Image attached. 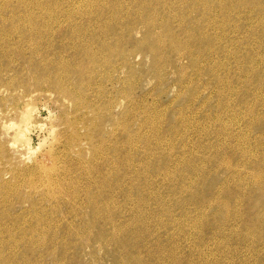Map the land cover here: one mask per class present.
<instances>
[{"label":"rangeland","instance_id":"rangeland-1","mask_svg":"<svg viewBox=\"0 0 264 264\" xmlns=\"http://www.w3.org/2000/svg\"><path fill=\"white\" fill-rule=\"evenodd\" d=\"M116 1L0 0V264H264V0Z\"/></svg>","mask_w":264,"mask_h":264},{"label":"bare ground","instance_id":"bare-ground-1","mask_svg":"<svg viewBox=\"0 0 264 264\" xmlns=\"http://www.w3.org/2000/svg\"><path fill=\"white\" fill-rule=\"evenodd\" d=\"M6 1V0H5ZM23 1V0H22ZM74 1V0H73ZM85 1V0H84ZM97 1V0H96ZM103 1V0H102ZM118 1V0H117ZM116 1V2H117ZM200 1V0H199ZM91 2V1H90ZM121 2V1H120ZM125 2V1H124ZM167 2V1H166ZM200 2H202V1H200ZM5 3V2H4ZM7 3V2H6ZM81 3V2H80ZM79 3V4H80ZM111 3V2H110ZM146 3V2H145ZM205 3V2H204ZM208 3V2H207ZM74 4V3H73ZM85 4V3H84ZM87 4V3H86ZM120 4V3H119ZM123 4V3H122ZM142 4V3H141ZM140 4V5H141ZM37 5H39V4H37ZM49 5V4H48ZM47 5V6H48ZM53 5V4H52ZM71 5V4H70ZM118 5V4H117ZM209 5V4H208ZM207 5V6H208ZM55 6V5H54ZM75 6V5H74ZM83 6V5H82ZM105 6H106V4H105ZM143 6V5H142ZM201 6V5H200ZM206 6V5H205ZM87 7H88V5H87ZM107 7H110V6H107ZM129 7V6H128ZM45 8V7H44ZM115 8H116V6H115ZM137 8H139V7H137ZM193 8V7H192ZM207 8V7H206ZM224 8H226V7H224ZM37 9V8H36ZM43 9V8H42ZM46 9V8H45ZM78 9V8H77ZM85 9V8H84ZM127 9V8H126ZM172 9V8H171ZM101 10V9H100ZM125 10V9H124ZM207 10V9H206ZM209 10H211V7L209 8ZM47 11V10H46ZM69 11V10H68ZM67 11V12H68ZM121 11H122V8H121ZM144 11V10H143ZM168 11V10H167ZM63 12V11H62ZM61 12V14H63ZM73 12H75V11H73ZM109 12V11H108ZM128 13H129V11H127ZM126 12V13H127ZM141 12V11H140ZM202 12V11H201ZM209 12V11H208ZM41 13H42V11H41ZM70 13H72V11L70 12ZM101 13H102V11H101ZM113 13V12H112ZM124 13V12H123ZM144 13V12H143ZM202 13H204V12H202ZM201 13V14H202ZM68 14V13H67ZM94 14V13H93ZM99 14V13H98ZM15 15V14H14ZM29 15V14H28ZM70 15H72V14H70ZM76 15V14H75ZM87 15V14H86ZM91 15H92V13H91ZM113 15V14H112ZM127 15V14H126ZM138 15V14H137ZM143 15V14H142ZM170 15V14H169ZM55 15H52V13L48 16V18H53ZM100 16V15H99ZM115 16V15H114ZM129 16H130V14H129ZM1 17V16H0ZM27 17H29V19L32 21V22H37L38 20H39V18H41L42 20H43V18H45V15H44V17H38V16H36V15H33V14H30V16H27ZM71 17V16H70ZM92 17V16H91ZM124 17V16H123ZM131 17V16H130ZM134 17V16H133ZM149 17V16H148ZM172 17V16H171ZM55 18V17H54ZM57 18V17H56ZM72 18V17H71ZM93 18V17H92ZM142 18V17H141ZM165 18V17H164ZM167 18V17H166ZM169 18V17H168ZM167 18V19H168ZM174 18V17H173ZM172 18V19H173ZM73 19V18H72ZM144 19V18H143ZM166 19V20H167ZM171 19V18H170ZM3 20V19H2ZM115 20H116V18H115ZM126 20V19H125ZM152 20V19H151ZM165 20V19H164ZM163 20V21H164ZM202 20V19H201ZM209 20V19H208ZM207 20V21H208ZM50 21H52V20H50ZM91 21V20H90ZM154 21H156V20H154ZM205 21H206V19H205ZM4 22V21H3ZM29 22V21H28ZM133 22V21H132ZM168 22V21H167ZM166 22V23H167ZM184 22V21H183ZM90 23V22H89ZM144 23V22H143ZM159 23V22H158ZM163 24H164V22H162ZM35 24V23H34ZM120 24V23H119ZM146 24V23H145ZM208 24H209V22H208ZM58 25V24H57ZM128 25V24H127ZM153 25H155V24H153ZM172 25V24H171ZM220 25V24H219ZM132 26H134V25H132ZM151 26V25H150ZM210 26V25H209ZM117 27H119V26H117ZM136 27V26H135ZM153 27V26H152ZM16 28V27H15ZM121 28V27H120ZM150 28V27H149ZM208 28V27H207ZM122 29V28H121ZM124 29V28H123ZM153 29V28H152ZM181 29V28H180ZM205 29V28H204ZM14 30V29H13ZM72 30H74V28L72 29ZM83 30V29H82ZM113 30V29H112ZM151 30V29H150ZM17 31V30H16ZM56 31V30H55ZM69 31V30H68ZM87 31H88V29H87ZM115 31V30H114ZM181 31V30H180ZM30 32H34L33 34H35V36H37V37H44V32L43 31H41V30H37V28H33ZM102 32V31H101ZM188 32V31H187ZM2 33V32H1ZM8 33H9V31H8ZM77 33L78 32H76V31H72V32H70L69 34H71V35H69V37H71V38H76V37H80L81 35H77ZM90 33V32H89ZM116 33V32H115ZM153 33V32H152ZM174 33H175V31H174ZM190 33V32H189ZM24 34H25V32H24ZM30 34V33H29ZM67 34V33H66ZM102 34V33H101ZM177 34V33H176ZM54 35V34H53ZM105 35V34H104ZM154 35V34H153ZM193 35V34H192ZM192 35H191V37H192ZM196 35V34H195ZM227 35V34H226ZM83 36V35H82ZM170 36H172V35H170ZM205 36V35H204ZM208 35H206L205 37H207ZM210 36V38H211V34L209 35ZM111 37H113V36H111ZM117 37V36H116ZM152 37V36H151ZM154 37V36H153ZM173 38V37H172ZM186 38V37H185ZM193 38H194V36H193ZM196 38H198V37H196ZM204 38V37H203ZM209 38V37H208ZM146 39V38H145ZM154 39V38H153ZM152 39V40H153ZM156 39V38H155ZM163 39V38H162ZM175 39V38H174ZM187 39V38H186ZM192 38H190V40H191ZM239 39V38H238ZM185 40V39H184ZM189 40V41H190ZM211 40H213V39H211ZM79 41V40H78ZM146 41V40H145ZM175 41V40H174ZM186 41V40H185ZM202 41H204V39L202 40ZM207 41V40H206ZM209 41V40H208ZM221 41V40H220ZM127 42V41H126ZM147 42V41H146ZM153 42H154V40H153ZM172 42V41H171ZM179 42V41H178ZM183 42V41H182ZM198 42V41H197ZM210 42V41H209ZM117 43V42H116ZM174 43H176V42H174ZM186 43V42H185ZM208 43V42H207ZM215 42H212V44H214ZM33 44V43H32ZM95 44V43H94ZM105 44V43H104ZM118 44V43H117ZM116 44V46L117 47H119L118 45ZM119 44H121V43H119ZM129 44V43H128ZM181 44V43H180ZM73 45H74V43H73ZM123 45V44H122ZM143 45V44H142ZM154 45V44H153ZM183 45V44H182ZM192 44H190V46H191ZM200 45V44H199ZM109 46H111V45H109ZM108 46V47H109ZM126 46V45H125ZM124 46V47H125ZM137 46V45H136ZM170 46H171V44H170ZM175 46V45H174ZM187 46V45H186ZM198 46V45H197ZM211 46V45H210ZM213 46H215V45H213ZM212 46V47H213ZM93 47V46H92ZM178 47V46H177ZM203 47V46H202ZM201 47V48H202ZM206 47H208L207 45H205V48ZM211 47V48H212ZM217 47V46H216ZM33 48V47H32ZM160 48V47H159ZM172 48V47H171ZM170 48V49H171ZM176 48V47H175ZM174 48V49H175ZM186 48V47H185ZM188 48V47H187ZM195 48V47H194ZM197 48V47H196ZM35 49V48H34ZM117 49V48H116ZM153 49V48H152ZM156 49H158V48H156ZM169 49V50H170ZM173 49V48H172ZM177 49V48H176ZM216 49H218V48H216ZM220 49V48H219ZM229 49V48H228ZM101 50H103L102 48H101ZM110 50H111V48H110ZM113 50H115V49H113ZM117 50H119V49H117ZM189 50H191L190 48H189ZM188 50V51H189ZM197 50V49H196ZM199 50V49H198ZM214 50H215V48H214ZM221 50V49H220ZM201 51H203V50H201ZM206 51V50H205ZM109 52V51H108ZM113 52V51H112ZM121 52V51H120ZM122 52H123V50H122ZM131 52V51H130ZM129 52V53H130ZM209 52H210V50H209ZM217 52V51H216ZM220 52V51H219ZM114 53V52H113ZM128 53V52H127ZM155 53V52H154ZM158 53V52H157ZM218 53V52H217ZM118 54V53H117ZM126 54V53H125ZM156 54V53H155ZM159 54V53H158ZM158 54H156V55H158ZM185 54V53H184ZM193 54V53H192ZM93 55V54H92ZM100 55V54H99ZM111 55V54H110ZM110 55H109V57H110ZM115 55H116V53H115ZM127 55V54H126ZM131 55V54H130ZM153 55V54H152ZM160 55V54H159ZM158 55V56H159ZM113 56H114V54H113ZM113 56H112V58H113ZM125 56V55H124ZM180 56V55H179ZM211 56V55H210ZM107 57V56H106ZM131 57V56H130ZM160 57V56H159ZM186 57H188V56H186ZM190 57H192V55L190 56ZM128 58V57H127ZM110 60H111V58H109ZM115 59V58H114ZM122 59V58H121ZM154 59H156V57L154 58ZM193 59V58H192ZM123 61H125L124 59H122ZM52 61V60H51ZM106 61V60H105ZM120 61V60H119ZM176 61V60H175ZM179 61V60H178ZM191 61V60H190ZM196 61V60H195ZM194 61V62H195ZM213 61V60H212ZM247 61H249V60H247ZM94 62V61H93ZM128 62V61H127ZM174 62V61H173ZM91 63V62H90ZM91 64H93V63H91ZM90 64V65H91ZM124 64V63H123ZM126 64V63H125ZM174 64H176V63H174ZM193 64H195V63H193ZM197 64V63H196ZM199 64V63H198ZM197 64V65H198ZM247 64V63H246ZM253 64V63H252ZM98 65V64H97ZM127 65V64H126ZM125 65V66H126ZM242 65V64H241ZM107 66H109V65H107ZM249 66V65H248ZM193 67H195V66H193ZM198 67V66H197ZM246 67V66H245ZM251 67V66H250ZM131 68V67H130ZM157 68V67H156ZM182 68V67H181ZM95 69V68H94ZM159 69H161V68H159ZM180 69V68H179ZM243 69V68H242ZM254 69V68H253ZM63 70V69H62ZM208 70V69H207ZM249 70V69H248ZM256 70V69H255ZM157 71H159V70H157ZM208 71H210V69L208 70ZM254 71V70H253ZM252 71V72H253ZM66 72H67V70H66ZM213 72V71H212ZM249 72V71H248ZM69 73V72H68ZM156 73V72H155ZM159 73H160V71H159ZM183 73V72H182ZM58 74H60V73H58ZM82 74H84V72L82 73ZM198 74V73H197ZM61 75V74H60ZM81 75V74H80ZM251 75V74H250ZM249 75V76H250ZM68 76V75H67ZM69 76H72V75H70L69 74ZM78 76V75H77ZM82 76V75H81ZM85 76V75H84ZM57 77V76H56ZM182 77V76H181ZM81 78V77H80ZM83 78V77H82ZM185 78V77H184ZM193 78V77H192ZM214 78V77H213ZM217 78V77H216ZM262 78V77H261ZM51 79V78H50ZM70 79V78H69ZM240 79H241V77H240ZM71 80V79H70ZM218 80V79H217ZM238 80V79H237ZM57 81V80H56ZM61 81H62V83H64L65 85H68L69 86V83H68V79L67 78H64V77H60L59 79H58V82L57 83H55V84H51L52 86H54L55 88H56V90L57 89H59V90H57L58 91V93L59 94H62V95H64V96H66V97H72V98H75V96H74V93H72V91L71 92H69V91H67V90H65L64 88H62L63 87V85L64 84H62L61 83ZM226 81V80H225ZM241 81V80H240ZM259 81V80H258ZM219 82V81H218ZM222 82H223V80H222ZM238 82V81H237ZM217 83V82H216ZM219 84V83H218ZM66 88H68V87H66ZM70 89H71V87H70ZM226 90H228V89H226ZM66 91V92H65ZM98 92V91H97ZM93 93V92H92ZM127 94V93H126ZM258 94V93H257ZM242 96H244V95H242ZM241 96V97H242ZM52 97H53V95H52ZM222 98V97H221ZM229 98V97H228ZM227 99V98H226ZM67 100V99H66ZM244 101V100H243ZM79 102V101H78ZM220 103H221V101H219ZM218 102V103H219ZM224 102H225V100H224ZM97 103V102H96ZM229 103V102H228ZM254 103V102H253ZM81 105V104H80ZM93 105V104H92ZM76 106V105H75ZM220 106V105H219ZM226 107V106H225ZM31 108H29L28 110H26L25 112H23V113H21V124H18L19 126H18V130H17V132H16V135H15V139L17 140V142L19 141V142H21V144L23 145L22 147H26V148H28L29 147V143H30V139L29 138H27V135H26V133L28 132V130H29V128H31L30 126V124H32V120L34 119L33 118V110L34 109H31V111H29ZM94 109H96V108H94ZM140 112V111H139ZM247 113V112H246ZM11 115V114H10ZM124 115H125V113H124ZM149 115V114H148ZM236 116V115H235ZM97 119V118H96ZM124 119V118H123ZM232 119V118H231ZM101 121V120H100ZM5 124V123H4ZM11 124V123H10ZM228 124V123H227ZM125 125V124H124ZM123 125V126H124ZM140 125V124H139ZM231 125V124H230ZM9 126V125H8ZM14 125H10L9 126V128L10 127H13ZM88 127V126H87ZM126 127V126H125ZM3 128H5V126H3ZM8 128V127H7ZM6 128V129H7ZM34 128V127H33ZM89 128V127H88ZM86 129V128H85ZM140 129V128H139ZM156 129V128H155ZM103 131V130H102ZM127 131V130H126ZM145 131V130H144ZM152 131V130H151ZM159 131V130H158ZM142 132V131H141ZM147 132V131H146ZM225 132H227V131H225ZM224 132V133H225ZM155 133V132H154ZM222 133V132H221ZM27 134H29V132L27 133ZM158 134H160V133H158ZM243 134V133H242ZM141 135V134H140ZM144 135V134H143ZM231 135V134H230ZM238 135V134H237ZM151 136V135H150ZM149 136V137H150ZM229 136V135H228ZM236 136V135H235ZM145 137V136H144ZM153 138V137H152ZM226 138V137H225ZM234 138V137H233ZM240 138V137H239ZM14 139V138H13ZM132 139V138H131ZM148 139V138H147ZM235 139V138H234ZM142 140V139H141ZM89 141V140H88ZM92 141V140H91ZM91 141H89L91 144H92V142ZM225 141V140H224ZM233 141V140H232ZM237 141V140H236ZM238 141H239V139H238ZM134 142V141H133ZM149 142V141H148ZM150 142H152V141H150ZM71 143V142H70ZM111 143V142H110ZM238 143H240V142H238ZM14 144V143H13ZM17 144V143H16ZM20 144V145H21ZM95 144V143H94ZM108 144V143H107ZM141 144V143H140ZM168 144V143H167ZM231 144H232V142H231ZM148 145V144H147ZM162 145V144H161ZM17 146V145H16ZM28 146V147H27ZM110 146V145H109ZM148 146H150V145H148ZM242 146V145H241ZM92 147H95L94 145L92 146ZM229 147V146H228ZM236 147H237V145H236ZM238 147H239V145H238ZM243 147V146H242ZM29 152H30V154H31V152L33 153L34 151H36L37 149L36 148H33L32 149V147L30 146L29 148ZM94 149V148H93ZM103 149H105V148H103ZM213 149V148H212ZM231 149V148H230ZM95 150V149H94ZM93 150V151H94ZM97 150V149H96ZM95 150V151H96ZM99 150L101 151V147L99 148ZM238 150V149H237ZM38 151V150H37ZM95 151L94 152H92L93 154L95 153ZM241 151V150H240ZM239 151V152H240ZM102 152H105V150L104 151H102ZM131 152V151H130ZM227 152V151H226ZM243 152H245V151H243ZM36 153V152H35ZM80 153V152H79ZM91 153V154H92ZM249 153V152H248ZM34 154V153H33ZM53 154V153H52ZM117 154V153H116ZM115 154V155H116ZM242 154V153H241ZM244 154H246V153H244ZM32 155V154H31ZM100 155V154H99ZM184 155V154H183ZM251 155V154H250ZM93 156V155H92ZM248 156V155H247ZM94 157V156H93ZM96 157V156H95ZM98 157V156H97ZM96 157V158H97ZM116 157V156H115ZM249 157V156H248ZM257 157V156H256ZM255 157V158H256ZM260 157V156H259ZM104 158H106V157H104ZM124 158V157H123ZM122 158V159H123ZM151 158V157H150ZM254 158V157H253ZM52 159V158H51ZM54 159V158H53ZM52 159V160H53ZM55 159H56V157H55ZM55 159H54V161H55ZM80 159V158H79ZM116 159V158H115ZM242 159V158H241ZM258 159V158H257ZM71 160V159H70ZM104 160V159H103ZM112 160H114V159H112ZM121 160V159H120ZM239 160H240V158H239ZM249 160H250V158H249ZM260 160V159H259ZM33 161V160H32ZM35 161V160H34ZM97 161H98V158H97ZM108 161V160H107ZM119 161V160H118ZM126 161V160H125ZM210 161V160H209ZM212 161V160H211ZM242 161V160H241ZM246 161V160H245ZM57 162V161H56ZM116 162H117V160H116ZM122 162V161H121ZM120 162V163H121ZM142 162V161H141ZM219 162H221L220 160H219ZM229 162V161H228ZM53 163H55V162H53ZM66 163H68V162H66ZM86 163V162H85ZM193 163V162H192ZM196 163V162H195ZM212 163V162H211ZM222 163V162H221ZM258 163V162H257ZM29 164V163H28ZM72 164V163H71ZM81 164V163H80ZM108 164V163H107ZM117 164V163H116ZM115 164V165H116ZM119 164V163H118ZM215 164V163H214ZM218 164H220V163H218ZM226 164V163H225ZM224 164V165H225ZM231 164V163H230ZM27 166V165H26ZM46 166V165H45ZM93 166V165H92ZM91 166V167H92ZM96 165H94V167H95ZM99 166V165H98ZM109 166V165H108ZM118 166H120V165H118ZM117 166V167H118ZM129 166V165H128ZM133 166V165H132ZM222 166V165H221ZM250 166V165H249ZM66 167V166H65ZM122 167V166H121ZM125 167V166H124ZM216 167V166H215ZM39 168V166H37L36 165V163H33L32 162V165H29L25 170H23V172L26 174H28V173H30V175L31 174H33V172H38V169ZM44 168V167H43ZM96 168H97V166H96ZM193 168V167H192ZM225 168H228V167H225ZM229 168H230V166H229ZM232 168V167H231ZM258 168H259V166H258ZM67 169H69V168H67ZM79 169V168H78ZM121 169V168H120ZM40 170V169H39ZM85 170V169H84ZM144 170V169H143ZM170 170V169H169ZM252 170H254V169H252ZM54 171V170H53ZM59 171V170H58ZM98 172L100 171L99 169L97 170ZM107 171V170H106ZM91 172V171H90ZM97 172V173H98ZM119 172V171H118ZM121 172V171H120ZM164 172V171H163ZM168 172V171H167ZM196 172V171H195ZM232 172V171H231ZM255 172L256 171H254V173L253 174H255ZM258 172V171H257ZM18 174H20L19 172H17ZM95 173V172H94ZM230 173V172H229ZM260 173V172H259ZM25 174H23V175H25ZM34 174H36V173H34ZM125 174H126V172H125ZM124 174V175H125ZM258 174V173H257ZM17 175V174H16ZM47 175V174H46ZM71 175V174H70ZM128 175V174H127ZM151 175V174H150ZM230 175V174H229ZM259 175V174H258ZM31 176H33V175H31ZM35 176V175H34ZM100 176V175H99ZM159 176V175H158ZM36 177V176H35ZM48 177V176H47ZM128 177H130V176H128ZM235 177V176H234ZM238 177H240V175L238 176ZM261 177H263V176H261ZM43 178V177H42ZM125 178V177H124ZM124 178H123V180H124ZM132 178V177H131ZM236 178V177H235ZM39 179V178H38ZM73 179V178H72ZM101 179V178H100ZM104 179V178H103ZM106 179V178H105ZM229 179V178H228ZM232 179H233V177H232ZM32 180H33V178H32ZM244 180V179H243ZM255 180V179H254ZM260 180V179H259ZM41 181V180H40ZM39 181V182H40ZM52 181V180H51ZM95 181V180H94ZM227 181V180H226ZM261 181V180H260ZM25 182V181H24ZM38 182V183H39ZM47 182V181H46ZM78 182H79V180H78ZM77 182V183H78ZM119 182V181H118ZM130 182H131V180H130ZM225 182V181H224ZM228 182V181H227ZM226 182V183H227ZM234 182V181H233ZM253 182V181H252ZM251 182V183H252ZM258 182V181H257ZM263 182V181H262ZM41 183V182H40ZM59 183V182H58ZM63 183V182H62ZM71 183V182H70ZM83 183V182H82ZM239 183H241V181H239ZM245 183V182H244ZM46 184V183H45ZM72 184H73V182H72ZM71 184V185H72ZM101 184H102V182H101ZM105 184V183H104ZM128 184V183H127ZM131 184V183H130ZM230 184V183H229ZM65 185V184H64ZM70 185V184H69ZM78 185V184H77ZM232 185V184H231ZM236 185V184H235ZM243 185V184H242ZM253 185V184H252ZM264 185V184H263ZM27 186V185H26ZM57 186V185H56ZM62 186V185H61ZM101 186V185H100ZM117 186V185H116ZM128 186V185H127ZM237 186V185H236ZM255 186V185H254ZM259 186V185H258ZM21 187V186H20ZM55 187V186H54ZM112 187V186H111ZM129 187V186H128ZM230 187V186H229ZM74 188V187H73ZM76 188V187H75ZM99 188V187H98ZM103 188V187H102ZM101 188V189H102ZM184 188V187H183ZM190 188V187H189ZM226 188V187H225ZM246 188H248V187H246ZM252 188V187H251ZM255 188V187H254ZM253 188V189H254ZM259 188V187H258ZM31 189V188H30ZM34 189H36L35 187H34ZM49 189V188H48ZM100 189V190H101ZM182 189V188H181ZM244 189V188H243ZM88 190V189H87ZM180 190V189H179ZM183 190V189H182ZM236 190H237V188H236ZM251 190V189H250ZM240 191H241V189H240ZM52 192V191H51ZM127 192V191H126ZM125 192V193H126ZM174 192V191H173ZM177 192V191H176ZM222 192V191H221ZM225 192H226V190H225ZM224 192V193H225ZM239 192V191H238ZM250 192V191H249ZM38 193V192H37ZM47 193V192H46ZM55 193V192H54ZM129 193V192H128ZM227 193H229V192H227ZM242 193V192H241ZM49 194V193H48ZM251 194V193H250ZM249 194V195H250ZM258 194V193H257ZM263 194V193H262ZM226 195V194H225ZM224 195V198L226 197ZM57 196V195H56ZM75 196V195H74ZM73 196V197H74ZM230 196V195H229ZM238 196V195H237ZM241 196H242V194H241ZM248 196V195H247ZM53 197V196H52ZM89 197V196H88ZM129 197V196H128ZM127 197V198H128ZM244 197V196H243ZM249 197V196H248ZM75 198H77L76 196H75ZM118 198V197H117ZM235 198H237V197H234V199ZM239 198V197H238ZM112 199V198H111ZM168 199V198H167ZM53 200V199H52ZM11 201V200H10ZM13 201V200H12ZM235 201H236V199H235ZM242 201V200H241ZM16 202V201H15ZM83 202V201H82ZM239 202V201H238ZM92 203V202H91ZM90 203V204H91ZM94 203V202H93ZM233 203V202H232ZM98 205V204H97ZM91 206V205H90ZM121 206V205H120ZM167 206V205H166ZM209 206V205H208ZM242 206V205H241ZM108 207V206H107ZM235 207V206H234ZM93 208L94 209H96V206L93 204ZM118 208V207H117ZM219 208V207H218ZM34 209H35V207H34ZM46 209V208H45ZM48 210V209H47ZM109 210V209H108ZM202 210V209H201ZM232 209H230L229 211H231ZM228 211V210H227ZM233 211H235V210H233ZM22 212V211H21ZM43 212V211H42ZM110 212V211H109ZM222 212V211H221ZM239 212V211H238ZM31 213V212H30ZM95 213V212H94ZM235 213H236V211H235ZM36 214V213H35ZM99 214V213H98ZM233 215V214H232ZM17 217H19L18 215H17ZM235 217H236V215H235ZM234 217V218H235ZM239 217V216H238ZM32 219V218H31ZM227 219V218H226ZM231 219V218H230ZM3 220V219H2ZM11 220V219H10ZM24 220V219H23ZM43 220V219H42ZM61 220V219H60ZM65 220V219H64ZM232 220H234V219H232ZM5 221H6V219H5ZM40 221V220H39ZM11 222V221H10ZM68 222V221H67ZM108 222V221H107ZM57 223V222H56ZM109 223V222H108ZM6 224V223H5ZM5 224H0V231L1 230H5L6 232H7V234L8 233H11V230H9L8 229V225H5ZM9 224V223H8ZM186 224V223H185ZM29 225V224H28ZM40 225V224H39ZM38 225V226H39ZM14 226V225H13ZM56 226V225H55ZM10 228V227H9ZM50 228V227H49ZM70 228V227H69ZM105 228H106V226H105ZM30 231L29 232H31V231H33L34 229H35V227H31V226H29V228H28ZM225 229V228H224ZM36 231H37V229H35ZM122 230V229H121ZM26 232V231H25ZM35 232V231H34ZM118 232V231H117ZM200 232V231H199ZM33 233V232H32ZM103 233H104V231H103ZM236 233V232H235ZM2 234V233H1ZM4 234V233H3ZM100 234H101V231H100ZM120 235V234H119ZM32 236V235H31ZM47 236V235H46ZM54 240V239H53ZM101 240V239H100ZM19 243V242H18ZM107 244V243H106ZM108 245V244H107ZM27 246V245H26ZM34 246L35 245H33V248H34ZM25 247V246H24ZM30 248V247H29ZM36 249V248H35ZM10 250H12V249H10ZM32 250V249H31ZM30 250V251H31ZM24 252H25V250H23ZM27 251V250H26ZM12 252V251H11ZM34 252V251H33ZM29 256V255H28ZM28 256H26L25 255V257L27 258ZM209 256V255H208ZM5 257V256H4ZM4 257H2V255H1V258H4ZM7 257V256H6ZM16 257V256H15ZM31 257V256H30ZM0 258V259H1ZM9 258V257H8ZM16 258H18V257H16ZM42 259V258H41ZM3 260H5V258L3 259ZM18 260V259H17ZM25 260V259H24ZM23 260V261H24ZM28 261H29V259H27ZM31 260V259H30ZM33 260V259H32ZM7 262H8V260H7ZM26 262V261H25ZM33 262V261H32ZM28 263V262H27ZM12 264H13V262H12ZM26 264V263H25Z\"/></svg>","mask_w":264,"mask_h":264}]
</instances>
